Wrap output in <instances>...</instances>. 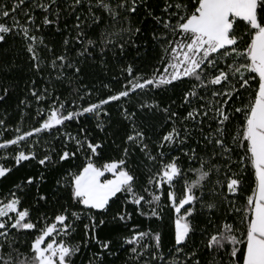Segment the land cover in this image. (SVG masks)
Here are the masks:
<instances>
[{
	"label": "snow or ice",
	"instance_id": "6c2138e0",
	"mask_svg": "<svg viewBox=\"0 0 264 264\" xmlns=\"http://www.w3.org/2000/svg\"><path fill=\"white\" fill-rule=\"evenodd\" d=\"M37 9L43 14L45 28L55 25L56 31L62 32L61 20L65 22L69 34L59 54L36 35L41 31L34 14ZM65 13L74 18L70 27ZM0 19L11 20L10 24L0 22V46L9 35L19 36L33 73L50 69L46 77L49 84L53 74L56 81L78 78L80 59L95 58L97 49L105 65L108 51L119 49L122 55L136 37L143 35V25L149 21L154 25L152 40L162 49L163 68L145 78L133 75L129 64L121 69L127 73L121 90L113 93L109 84H103L112 94L87 105L74 100L70 107L59 96L53 98L47 87L37 89L36 80L31 81L29 93L37 102L39 125L22 134L16 127L15 138L4 140L0 149L16 146L11 157L15 166L38 160L45 168L55 167L74 160L78 152H82L84 163L75 171L66 170L56 180L55 193H65L61 198L68 203L61 205L52 222L46 214H40L38 219L47 226L38 233L31 212H39L41 202L49 203L48 194L37 192L35 209H22L16 192L0 201V264H84L82 257L93 243H98L101 251L93 252L88 264H104L103 253H115L110 240L97 239L96 230L105 224V219L97 221V216H104L112 204L123 200L125 207L116 212L113 221L127 225L134 214L150 221L163 220L165 187L166 200L176 213L170 247L165 245L162 232L151 226L137 230L133 225L132 234L123 239L128 246L127 264H264V0H11L7 6L0 5ZM41 47L50 59L41 56ZM66 69H74V73L68 75ZM178 88L180 103L185 106L183 113L173 110L175 100L164 107L155 99L129 104L137 90L147 96L149 92ZM3 91L0 100L8 94L7 88ZM85 94L90 96L92 89H86ZM84 99L79 96L80 101ZM42 102H47V107ZM112 102L119 103L120 115L131 131L123 142L122 157L100 164L102 142H93L86 127H79L76 135L62 129L72 121L79 125L94 119L95 128L104 132ZM20 104L29 106L27 100ZM131 108L153 117L163 113L171 122L170 129L154 142L155 155L149 150L151 137L145 130L146 121ZM4 124L0 120V126ZM41 133L52 140L60 138L61 149L57 151L46 140L48 152L38 158L34 150L38 141L29 144V150L20 147L21 142L27 143ZM73 142L76 147L70 149ZM136 149L143 155L141 163L160 165L155 171L147 169L146 185L141 183L139 165L132 159ZM175 151L187 158L186 169L181 166V157L172 154ZM11 171L0 166V178H7ZM39 179H44L43 173ZM33 182L29 176L26 185L16 186L17 191L23 192ZM141 188L147 197L141 194ZM241 193L246 194L237 204ZM127 205L134 207L129 211ZM70 208L78 210L69 212ZM76 221L83 224V238L71 243Z\"/></svg>",
	"mask_w": 264,
	"mask_h": 264
},
{
	"label": "trees",
	"instance_id": "16d2710c",
	"mask_svg": "<svg viewBox=\"0 0 264 264\" xmlns=\"http://www.w3.org/2000/svg\"><path fill=\"white\" fill-rule=\"evenodd\" d=\"M11 0H0V5H9ZM27 6V5H25ZM23 7V6H22ZM34 14L37 17L36 23L41 25V31L37 32L38 37H43L44 43L53 47L55 52L59 54L63 51L62 42L66 35L69 34L67 28H65V22L62 19L60 27L63 29L62 32L56 31V26L52 25L45 28L42 23V13L37 9ZM68 25L70 27L73 17L65 13ZM21 21L24 20L22 15L18 16ZM0 22L11 23V20L4 21L0 19ZM154 25L151 21L143 25V35L135 38L134 43H130L125 52L121 55L119 49L115 52L108 51L107 56L104 57L107 62L106 65L102 64L99 59V49L96 51L95 58L89 57L87 59H80L81 72L78 78L73 77L71 80L65 78L62 81H56L53 74V82L49 84L46 77L50 69L44 68L42 73H33L30 68V61L28 59L27 53L24 51L23 42L19 36L9 35L7 42L0 46V96H4V89H8V94L6 98L0 100V120H4L5 124L0 126V143L6 139H14L17 133L15 128L19 127L21 129V134L23 131H30L32 127L39 125V118H36L37 102L30 96L29 88L32 87V80H36L35 87L37 89H43L47 87L50 92H52L53 98L59 96L61 100L66 102V107L73 106L72 102L75 100L77 104L83 103L87 105L90 102H96L99 98L107 96L109 90L103 88V84H109L113 90V93L117 90H121L122 85L127 78V73L121 71V69L126 68L127 65L131 64L133 66V75L141 74L145 78L152 75L153 72L159 70L163 71L161 66L160 57L162 55L161 46L156 44L152 40V31ZM73 36L75 32L71 33ZM71 47V46H70ZM79 47V46H77ZM40 54L42 57L51 58L50 54L43 47L40 48ZM73 57L75 52L72 53ZM65 72L68 75L74 73V69H66ZM113 77L117 78L116 80ZM119 81V82H117ZM184 87V86H182ZM53 88L55 91H53ZM79 89V92L76 91ZM86 89H92V94L86 95ZM251 91V90H250ZM84 96L83 101L79 100V96ZM181 91L176 89L175 91H167L161 93L149 92L147 96L137 90V93L129 101V104L136 105L139 100H147L149 103L153 99L161 103V107L167 106L171 100H175L176 103L172 105L174 111H179L183 113L185 111V106L180 103ZM247 93H245V98ZM21 100H27L29 103L28 107L20 104ZM129 104H125L124 107H128ZM43 107H47V102H42ZM108 110L111 113L110 118H105V131L101 132L99 129L95 128L94 119H89L81 124H77L76 121H72L67 124L63 131H67L72 135H76L79 127H86L92 135L90 138L93 142H102V147L99 149V163L110 162L111 160L119 159L122 157V149L124 147V140L126 135L131 131V126L128 121L124 120L120 115L122 108L119 103L112 102L108 106ZM131 111H137L141 119L146 121L145 130L151 139L148 141L149 150L155 155L157 153V147L154 143L157 141L164 132L168 131L171 126V122L165 119L163 113H158L155 117L151 114L144 115L139 113L137 108H131ZM236 122H234L235 124ZM53 133V136H56ZM50 141L51 145L59 151L61 149V139L52 140L47 133H41L40 137L33 136L30 140L25 143L21 142L20 147L24 150H29V144L33 141H38V144L34 145V150L37 153L38 158H42L43 154L48 152V145L45 141ZM74 142L69 145L70 149H75ZM16 146H9L7 149H0V166H5L11 168L12 171L7 174V178H0V201H4L5 198H11L10 193L16 192L20 196L22 201V209H35L37 205L35 204V197L37 192L41 194H48V204L41 202L39 205V212L32 211L31 217L32 222L38 223V227L35 230L37 233L42 227H46L45 221L43 219H38L40 214H46L49 217V222H52L54 215L60 212L61 205H67V200L61 198L65 193L56 194L55 190L57 188L56 180L67 171H75L77 166L84 163V156L82 152H78L74 160L68 162H60L55 167L49 165L47 168L39 165L38 160H31L30 162L23 163V166H15L14 160L11 158L15 154ZM167 151V149H165ZM51 155L58 160L55 152H51ZM172 154L181 157V166L187 168V158L183 157V154L179 151H175ZM7 158H4L6 157ZM134 164L139 165L140 181L144 185L147 184L148 178V168H152L155 171L160 167L158 162H147L141 163L143 160V155L136 149L135 155L132 157ZM147 165V167L145 166ZM194 167L197 165H193ZM41 173L44 175V179L41 181L39 179ZM189 176L192 174L189 173ZM32 176L34 182L30 186H26L23 192L17 191L18 185L25 184L27 178ZM39 185V188H37ZM246 192H250L245 185ZM167 187H165L164 194L161 199V207L163 208V220H149L146 217L134 214L132 219L125 225L123 222L113 221L112 217L117 211L122 210L125 205L123 200H118L116 203L112 204L108 212L104 216H97V221L103 218L105 219V224L99 226L97 231V239L99 241L110 240L111 248L115 255L111 253L104 252L103 260L104 264H127L128 253L126 251L127 245L123 244V239L132 234L133 225H137V230H147L151 226L156 231L163 233V239L166 246H169V241L171 240V234L174 231V220L176 218V213L171 209L170 204L166 200ZM177 193L180 192V186L177 185ZM141 194L148 196L144 193L142 188L140 189ZM246 193H241V200H237V204L242 202V198ZM115 199V198H114ZM129 211L134 207L133 205L126 206ZM78 209H69V212ZM147 210V206H146ZM71 222V221H69ZM84 223H88L87 219H84ZM76 229L71 233L72 239L71 243H78L83 238V224L76 221ZM203 227V223L201 224ZM211 231V229H210ZM58 238V237H54ZM22 239H30L29 237H22ZM199 229L197 231L196 243L199 244ZM123 245V246H122ZM99 244L93 243L90 250L86 249V255L82 257L84 264H88L89 259L92 258L93 252H100Z\"/></svg>",
	"mask_w": 264,
	"mask_h": 264
},
{
	"label": "rangeland",
	"instance_id": "374dc122",
	"mask_svg": "<svg viewBox=\"0 0 264 264\" xmlns=\"http://www.w3.org/2000/svg\"><path fill=\"white\" fill-rule=\"evenodd\" d=\"M106 176H107L108 178H111V175H110V174H106Z\"/></svg>",
	"mask_w": 264,
	"mask_h": 264
}]
</instances>
